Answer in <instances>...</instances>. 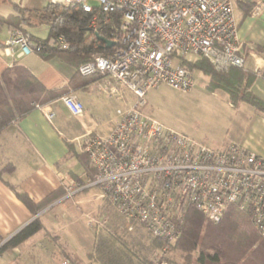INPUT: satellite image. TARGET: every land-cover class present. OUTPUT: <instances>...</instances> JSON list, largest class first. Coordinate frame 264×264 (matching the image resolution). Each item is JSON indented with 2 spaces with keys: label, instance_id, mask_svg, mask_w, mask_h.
<instances>
[{
  "label": "built area",
  "instance_id": "2783aa9c",
  "mask_svg": "<svg viewBox=\"0 0 264 264\" xmlns=\"http://www.w3.org/2000/svg\"><path fill=\"white\" fill-rule=\"evenodd\" d=\"M91 1L97 5L90 6ZM253 1L254 13H262L264 2ZM50 4L121 16L111 33L110 49L115 50L96 55L77 72L95 79L97 90L122 106L110 132L84 136L82 151L96 171L94 178L84 184L68 175L57 176L66 199L87 192L88 203L106 206L120 219V231L134 233L141 228L160 240L163 245L153 257L155 264H170L168 251L181 239L190 209L219 224L236 206L251 215L264 239V158L239 143L214 148L147 112L151 91L161 86L184 93L193 89L194 71L185 62L206 59L220 73L245 68L236 0H50ZM97 15L90 27L102 33ZM46 47L67 51L70 45L63 36L45 44L11 29L0 47V61L12 68ZM59 102L74 118L85 113L72 89L55 102L32 106L52 121L53 105ZM75 204L79 207L82 202ZM85 216L97 233L109 226L108 216L99 221Z\"/></svg>",
  "mask_w": 264,
  "mask_h": 264
},
{
  "label": "crops",
  "instance_id": "0c3cea01",
  "mask_svg": "<svg viewBox=\"0 0 264 264\" xmlns=\"http://www.w3.org/2000/svg\"><path fill=\"white\" fill-rule=\"evenodd\" d=\"M245 1L247 2H236L235 17L246 65L244 69H232L227 73H241L245 77L244 83L250 77L249 91L264 101V10L256 15L254 13L256 2ZM260 1L264 2V0ZM0 15L8 17L13 14ZM11 29L13 28L8 26L0 28V47L9 38ZM24 30L28 36L40 39L31 35L25 27ZM17 66L27 69L50 91L66 86L77 74V70L60 57L45 60L40 55L33 54L22 58L12 68L0 61V77L5 70ZM84 80H86L85 84L72 89L77 92L85 105L84 115L78 118L72 117L59 102L53 105L55 117L52 121L48 120L40 110L33 108L0 134V247L37 218H40L44 225L41 232L23 245L0 254V264H52L54 258L62 253L58 245L61 244L60 241H64L67 232L74 233L73 240L80 247L85 248L89 244L86 239L82 240L81 230L74 225L76 215H71L69 210L60 207L70 200L66 199L65 189L57 176L68 175L84 184L90 180L89 173L77 157L84 154L82 151L84 136L92 131L102 134L110 132L116 110L122 105L99 92L94 83L95 79ZM217 92L219 97L212 98L215 101L211 106L213 115H228L231 128L226 130L222 139L211 141L214 145L212 146L222 149L232 143H239L264 158V117L244 102H238L237 106H233L229 95L223 90H216L212 94ZM60 106H63V109ZM108 106L112 108L111 114L107 112ZM147 112L149 113L148 109ZM10 185L25 193L35 205L47 201L46 206L35 214L18 199ZM87 198L88 195L83 198L81 207H76L71 202L82 219L94 209V205L88 203ZM96 206L99 212L103 208L98 204ZM106 209L119 219L111 209ZM70 219H73L71 228L62 226ZM86 224L88 225V222ZM97 242L98 239L94 240V244L89 247L95 248ZM66 245L72 246L68 242ZM88 254V260H96L90 252Z\"/></svg>",
  "mask_w": 264,
  "mask_h": 264
},
{
  "label": "trees",
  "instance_id": "16d2710c",
  "mask_svg": "<svg viewBox=\"0 0 264 264\" xmlns=\"http://www.w3.org/2000/svg\"><path fill=\"white\" fill-rule=\"evenodd\" d=\"M14 8L16 15L8 17L0 15V28L8 26L28 35L24 30L25 25L36 27L46 24L50 29L46 40L31 38L47 44L52 38L63 36L69 43L70 48L67 51L46 47L42 53L38 54L45 60L60 57L78 71L81 65L92 61L96 55L107 56L115 50L107 49L105 41L112 42L110 41L111 33L115 31V26L120 21L119 14L97 15L96 10L87 11L81 6L64 7L50 3L44 9L36 11L23 9L17 5H14ZM96 15L98 27L103 28L102 33H96L90 27ZM184 65L207 77L209 79L207 88L211 92L223 90L229 95L233 106H237L238 102H244L264 117V101L249 91L250 77L244 83L245 77L241 73H220L206 59L185 62ZM84 79L77 72L66 86L50 91L23 67L17 66L5 70L0 77V134L16 119L32 111V103L37 102L42 105L61 98L70 89H76L85 84ZM77 157L89 173V178L93 179L96 171L88 157L84 154ZM10 187L18 199L35 214H38L47 204L46 201L35 205L25 193L14 186L10 185ZM43 229L44 225L40 218L35 219L2 245L0 254L23 245ZM47 235L50 234L47 233ZM151 239L157 252L163 243L158 239L152 237ZM58 247L66 258L70 257L63 244H59ZM130 248L132 247L123 241L120 235L112 233L111 241L98 239L94 252H98L103 258H109V264H133L134 258L139 261V264H155L153 258L151 260L137 256V253ZM173 250L180 254L179 264H264V239L255 230L251 215L240 211L236 206L228 210L219 224H213L196 210L190 209L184 218L183 235L173 246ZM112 258L115 259L112 260ZM74 263L76 264L75 261Z\"/></svg>",
  "mask_w": 264,
  "mask_h": 264
},
{
  "label": "rangeland",
  "instance_id": "374dc122",
  "mask_svg": "<svg viewBox=\"0 0 264 264\" xmlns=\"http://www.w3.org/2000/svg\"><path fill=\"white\" fill-rule=\"evenodd\" d=\"M49 3L50 0H0V14L5 16L9 14H16L14 5H17L23 9L36 11L44 9ZM89 5L96 6L97 3L91 1L89 2ZM24 27L31 35L42 40L47 39L50 31L48 25L46 24L38 25L36 27L25 25ZM194 79L195 85L193 89L187 93L174 90L168 86H161L160 88L151 91L148 95L149 105L147 109L154 118L160 120L174 130L189 135L200 142L212 146L213 144H211V141H215V139H222L226 130L231 128V124H229L230 121L228 115H213L214 111L211 106H213L215 101L212 100V98L219 97V93L217 92L212 94V92L207 88L209 79L199 71L194 72ZM60 108L63 109V106H60ZM106 109H108V113H112L111 107L108 106ZM106 116H109L110 118L113 117V115ZM80 196L79 198L77 197L73 200H70L69 202L63 203L60 207L69 210L71 215H76L75 220L77 222L75 221L74 225L79 227L81 230L80 235L82 240L86 239L87 243L89 244L85 248L80 247L73 240L72 236L74 233L67 232L65 234L64 241H60V243L65 245L70 257H68V259L63 255V253H60L59 256L54 258L52 264H59L62 260H68L71 264H75L74 261L76 264H109V258H103L98 252H94L95 248L91 249L89 245L91 246L92 243L94 244V240L97 239H107L108 241H111L112 233L120 235L123 241L132 247L130 248L131 251L137 253V256L139 255L152 260L156 250L152 245V239L150 235L145 230L137 228L134 233L120 231V220L111 215V212L106 209L108 207L104 206L99 212V210L96 209V205L98 203L93 202L92 205H94V209H92V206V211L89 213L90 218H95L99 221L103 216L110 217L108 228L97 233V230L94 227L88 226L89 224H86V222H88V218L85 217L87 221L80 218L79 213L72 205V203L75 204V200L82 201L83 198L85 199V197H87V193H83ZM71 217L73 218V216ZM72 224L73 219H70L65 225L63 223L62 226H68L71 228ZM91 231L93 232L91 233ZM67 242L72 246H67ZM89 252L90 255L96 257L95 261H90L87 259ZM167 257L170 260V264H179L181 262L180 254L174 252L173 248L168 251ZM114 259L115 258H112V260ZM102 261H104V263ZM132 261L133 264H139V261L136 258L132 259Z\"/></svg>",
  "mask_w": 264,
  "mask_h": 264
},
{
  "label": "water",
  "instance_id": "95a60500",
  "mask_svg": "<svg viewBox=\"0 0 264 264\" xmlns=\"http://www.w3.org/2000/svg\"><path fill=\"white\" fill-rule=\"evenodd\" d=\"M105 43H106V48L107 49H110V48H112L114 46L113 42L105 41Z\"/></svg>",
  "mask_w": 264,
  "mask_h": 264
}]
</instances>
